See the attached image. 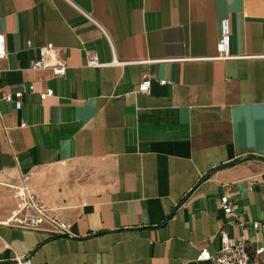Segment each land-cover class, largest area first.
<instances>
[{
	"label": "crops",
	"instance_id": "1",
	"mask_svg": "<svg viewBox=\"0 0 264 264\" xmlns=\"http://www.w3.org/2000/svg\"><path fill=\"white\" fill-rule=\"evenodd\" d=\"M0 34V264H215L222 234L264 264V0H0ZM27 176L64 235L5 226Z\"/></svg>",
	"mask_w": 264,
	"mask_h": 264
},
{
	"label": "built area",
	"instance_id": "2",
	"mask_svg": "<svg viewBox=\"0 0 264 264\" xmlns=\"http://www.w3.org/2000/svg\"><path fill=\"white\" fill-rule=\"evenodd\" d=\"M231 25L228 19H222L219 23L220 35L219 41L217 43V60L218 61H227L234 59L230 55V37H231ZM31 44H27L29 48ZM5 47V38L0 34V68L2 62L7 57ZM43 59L35 61L31 69L34 71H41L45 69H50L56 77L64 76L67 64L63 60H59L55 64H50L49 59L52 56H56V52L51 44H48L41 50ZM261 57L264 58V43L261 48ZM88 66L90 67H98L100 66L97 62L96 55H92L88 61ZM151 77L145 76L143 80L137 87V91L139 93H147L151 88ZM170 83L166 81H161L160 86H166ZM26 92L32 93L34 91V87L30 86L25 89ZM53 91L49 90L46 93H42L39 95L41 100H44L48 97L53 96ZM1 98L3 100L9 101L11 100L9 95H2ZM15 109L20 110L21 108V98H16L14 101ZM30 177L27 176L24 178L23 185L15 188V197L18 200L17 211H15L11 217L5 222V226L21 229V230H38L45 223H49L53 227L52 234L53 235H64L67 232V225L59 220L56 216H54L51 210L45 208L41 205L37 196L34 194L33 190L29 186ZM223 194L220 197V208L226 215H231L233 213V207L231 204V193L228 191V188H224ZM254 228H258V224H254ZM221 249L211 254L207 250H202L197 258V262H212L215 264H256L252 261L251 257L247 252V247L245 242L242 240H234L230 239L226 234L221 235ZM264 249H258L255 251L256 255H260ZM16 264H31L29 258H21L17 257L15 259Z\"/></svg>",
	"mask_w": 264,
	"mask_h": 264
}]
</instances>
